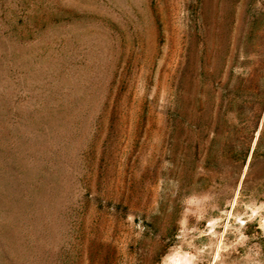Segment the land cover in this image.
<instances>
[{
  "label": "rangeland",
  "instance_id": "374dc122",
  "mask_svg": "<svg viewBox=\"0 0 264 264\" xmlns=\"http://www.w3.org/2000/svg\"><path fill=\"white\" fill-rule=\"evenodd\" d=\"M262 1L0 0V264H264V139L204 186L173 137Z\"/></svg>",
  "mask_w": 264,
  "mask_h": 264
},
{
  "label": "trees",
  "instance_id": "16d2710c",
  "mask_svg": "<svg viewBox=\"0 0 264 264\" xmlns=\"http://www.w3.org/2000/svg\"><path fill=\"white\" fill-rule=\"evenodd\" d=\"M173 137L190 145L185 154L199 185L217 183L228 168L238 170V181L256 137L253 160L258 155L264 139V0L245 27L224 35L223 47H197L194 76L185 71L180 81Z\"/></svg>",
  "mask_w": 264,
  "mask_h": 264
}]
</instances>
